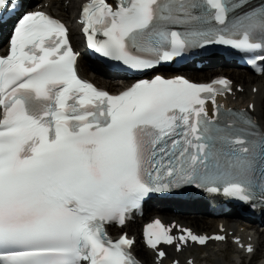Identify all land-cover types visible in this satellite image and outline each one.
<instances>
[{"label":"snow or ice","instance_id":"6c2138e0","mask_svg":"<svg viewBox=\"0 0 264 264\" xmlns=\"http://www.w3.org/2000/svg\"><path fill=\"white\" fill-rule=\"evenodd\" d=\"M48 6L0 0V264H143L123 229L151 199L264 214V92L160 73L225 52L264 78V0H62L103 71L131 74L116 92L79 75L71 29ZM238 96L244 107L221 102ZM228 241L223 225L209 235L155 218L142 230L152 264ZM251 241L231 236L248 257Z\"/></svg>","mask_w":264,"mask_h":264},{"label":"bare ground","instance_id":"6f19581e","mask_svg":"<svg viewBox=\"0 0 264 264\" xmlns=\"http://www.w3.org/2000/svg\"><path fill=\"white\" fill-rule=\"evenodd\" d=\"M58 1L59 0H43L40 4H44V3L48 2L49 4H52V8H51L50 11H56V12L57 11H63V7L58 5V3H57ZM61 2H62V0H61ZM79 2H80V0H74V3L77 4V5L79 4ZM77 13H78V8L75 7V6H70V7L67 8V13L66 14H62L64 19L66 21H68V23L70 24V29H71L72 33L74 32V25H73L72 18H73V16L76 17ZM73 43H74V45L76 47H78V44L75 41V39L73 40ZM79 67L81 69L82 75H85V76L88 77L89 72L85 68V64L83 62V56H82V58L79 61ZM217 72H219V73L217 74ZM222 72H225L226 74H228L230 76L232 75L234 79L231 78L230 76L229 77L235 83L242 84L244 86V88H245L246 93L250 91L252 86H256V87L260 88L262 90V92H264V78L263 79L255 78L252 75H250L249 73L241 74V73H239L237 71H224V70H219L218 69V70L208 71L207 73L200 72V73L195 74V76H196V78L200 77V79L204 80V78L206 76H208V74H211V73L215 74L216 73L213 76L224 75ZM89 77L95 78L97 82H100L99 85H110V83H111L110 81L103 80L102 78H99L98 76L89 75ZM128 83H130V82L121 83L120 85H117L115 87L108 86L107 89L116 92V91H119L120 89H122ZM238 98H240L243 101V105H245V102L247 100V96H245L244 98H241L240 96H238ZM257 102H258V106H259V104L261 103L260 97L257 98ZM153 206H154V204H149L147 206V209L151 211L149 213V215H150L149 217L157 215V212H155V209H154ZM168 220L180 221L184 225H186L187 227H193L197 232H214L215 228H216V223L218 221H223L225 223V225L228 227L229 230L237 231L239 227H242L241 224L233 225L231 220L229 221V220H226V219L216 220V219H213V218H206V219L198 220L196 218H190V217H172V216H170V217H168ZM136 228L137 227L134 225V226L129 227L128 229H126V231L129 232L131 235H133V234H136ZM256 233L258 235L257 239H256L257 246L260 248L262 246V244H263L261 237L262 238L264 237V233H259V232H256ZM255 238H256V236H255ZM223 248L224 247L220 246L219 254H214L212 256H209V264H218V263L237 264L236 261H237L238 258L233 257L232 255H228L229 259H228L227 262L225 261L226 259L224 260V258H222L220 253L222 252ZM140 251H141V254H142L143 258L140 256ZM206 253H207V251L205 249H203V250H201V253H199V254L203 255V254H206ZM136 254L142 260H144L145 258L151 259V257H152L151 254H149L148 252L144 251L140 247H136ZM197 258L201 259L200 256H197ZM261 261H263L261 264H264V259H262Z\"/></svg>","mask_w":264,"mask_h":264},{"label":"rangeland","instance_id":"374dc122","mask_svg":"<svg viewBox=\"0 0 264 264\" xmlns=\"http://www.w3.org/2000/svg\"><path fill=\"white\" fill-rule=\"evenodd\" d=\"M219 72H217V74H218ZM223 74L225 73V72H222ZM216 74V73H215ZM214 73H211V74H208V76H206L205 78H204V80L206 81V80H208V79H210L213 75H215ZM226 74V73H225ZM212 75V76H211ZM228 75V74H227ZM230 76V75H229ZM231 78H233V76L231 75L230 76ZM194 80H197V79H195V78H193ZM234 79V78H233ZM264 238V237H263ZM261 239H262V237H261ZM142 251V250H141ZM141 251H140V256L143 258V256H142V254H141ZM257 258H255L254 260H256Z\"/></svg>","mask_w":264,"mask_h":264}]
</instances>
